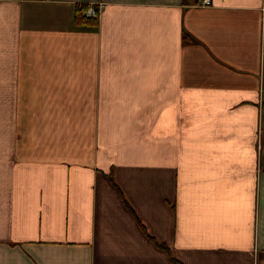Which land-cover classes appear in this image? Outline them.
Segmentation results:
<instances>
[{"label":"crops","instance_id":"1","mask_svg":"<svg viewBox=\"0 0 264 264\" xmlns=\"http://www.w3.org/2000/svg\"><path fill=\"white\" fill-rule=\"evenodd\" d=\"M202 1L0 0V264H264V0Z\"/></svg>","mask_w":264,"mask_h":264},{"label":"trees","instance_id":"2","mask_svg":"<svg viewBox=\"0 0 264 264\" xmlns=\"http://www.w3.org/2000/svg\"><path fill=\"white\" fill-rule=\"evenodd\" d=\"M193 0H189L191 3ZM88 6L86 5H78L76 8V15H75V20L79 22L80 24H95L97 22V18H88L85 15V11ZM171 264H180L176 260H171Z\"/></svg>","mask_w":264,"mask_h":264},{"label":"built area","instance_id":"3","mask_svg":"<svg viewBox=\"0 0 264 264\" xmlns=\"http://www.w3.org/2000/svg\"><path fill=\"white\" fill-rule=\"evenodd\" d=\"M202 5H204V6L210 5V1L209 0H203ZM98 12H99V9L97 7L88 6L86 11H85V15L88 18L95 19V18H98Z\"/></svg>","mask_w":264,"mask_h":264}]
</instances>
